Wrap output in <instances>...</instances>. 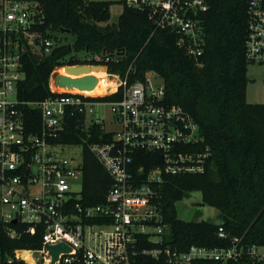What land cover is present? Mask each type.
Returning a JSON list of instances; mask_svg holds the SVG:
<instances>
[{
	"label": "built area",
	"instance_id": "built-area-1",
	"mask_svg": "<svg viewBox=\"0 0 264 264\" xmlns=\"http://www.w3.org/2000/svg\"><path fill=\"white\" fill-rule=\"evenodd\" d=\"M121 1L146 12L155 30L174 33L177 46L189 57L197 61L202 55L205 0ZM246 16L245 59L250 65H264V0H248ZM43 24L37 1L0 0V222L19 224L30 235L39 233L42 243L36 251H15V257L26 264H50L47 246L64 244L69 252L60 253L54 264H226L243 255L264 261L260 248H245L236 239L230 247L190 246L184 252L166 244L168 230L159 206L163 177L202 172L209 153L197 150L203 139L196 122L182 108L163 104L164 86L158 75L154 74L157 83L146 74L144 81L128 84L127 79L108 74L107 66L117 63L118 57L104 51L97 58L99 64L84 66H101L104 78L112 83L104 95L121 89L119 100L92 101L88 99L104 95L55 85V76H63L60 71L68 66L51 73L53 96L41 101L19 99L23 55L45 56L55 46L42 32ZM99 106L110 107L118 132L105 129ZM75 114L84 115L86 133L93 125H102L112 135L89 146L112 181L101 205L84 206L79 203L80 191L69 189L79 181L81 190V157L78 162L57 153L70 147L55 141L65 119ZM141 151L160 154L162 164L148 170L135 168L133 155ZM6 232L10 238L19 235L10 227ZM218 233L225 238L222 228ZM23 252L31 262L22 259ZM32 253L39 256L37 261Z\"/></svg>",
	"mask_w": 264,
	"mask_h": 264
},
{
	"label": "trees",
	"instance_id": "trees-1",
	"mask_svg": "<svg viewBox=\"0 0 264 264\" xmlns=\"http://www.w3.org/2000/svg\"><path fill=\"white\" fill-rule=\"evenodd\" d=\"M33 1L42 6V32L55 46L45 56L32 52L23 55L19 99L41 101L53 96L50 75L55 68L99 64L97 58L104 51L118 57L117 63L107 66L108 74L127 79L128 84L144 81L148 73L158 75L164 86L163 104L182 108L196 122L203 139L197 150L209 153L202 172L163 177L159 206L168 230L166 244L184 252L190 246L226 248L236 239L245 248H264V104L246 101L250 66L245 59L248 0H205L208 10L201 17L204 45L197 61L177 46L174 33L155 30L146 12L128 7L123 1L117 23L111 25L107 24L110 1ZM56 34L71 35L73 43L67 44ZM87 57L92 60L87 62ZM88 73L93 74L92 70ZM94 74L108 83L101 77L102 68ZM110 93L88 100L110 102L121 97V89ZM83 124V114L67 117L55 142L80 147L79 203L101 205L112 181L89 146L106 142L112 135L104 132L102 125H93L86 133ZM161 164L158 153L141 151L133 155L135 168L148 170ZM196 192L201 195L202 206L218 211L220 223L178 218L176 204ZM7 227L19 235L10 238ZM219 228L225 238L219 237ZM25 230L19 224L6 226L0 222V264H26L15 257V251L41 248V235H30ZM226 264L264 261L243 255Z\"/></svg>",
	"mask_w": 264,
	"mask_h": 264
},
{
	"label": "rangeland",
	"instance_id": "rangeland-1",
	"mask_svg": "<svg viewBox=\"0 0 264 264\" xmlns=\"http://www.w3.org/2000/svg\"><path fill=\"white\" fill-rule=\"evenodd\" d=\"M94 1H110L112 5L110 6V19L107 24H116L117 19L121 13L122 6L121 0H94ZM101 25H105L102 23ZM61 40H66L67 44L73 43V37L69 34H56ZM60 74V73H59ZM61 75V74H60ZM147 76L151 79L152 82L157 83L159 79L154 77V73H148ZM247 76L249 82L247 84V90L252 96V93L256 98H263L264 100V65H250L248 66ZM105 79V78H104ZM108 80H113L109 77ZM100 95H104V92ZM258 102V101H257ZM253 103V102H248ZM256 103V102H254ZM98 117L104 119V127L107 131H119V126L113 124L112 118L113 114L110 107L99 106L97 107ZM57 153H60L61 156L66 157L71 160L80 161V149L76 146L65 147L61 150H57ZM69 189L75 193L80 191L79 181H75L70 185ZM177 216L180 220L183 221H207L210 223L218 224L220 223V216L217 210L208 206L201 205V195L199 193H192L189 196L185 197L182 201L176 204ZM260 251L264 253V248H260ZM32 257L37 261L39 256L35 253H32Z\"/></svg>",
	"mask_w": 264,
	"mask_h": 264
},
{
	"label": "water",
	"instance_id": "water-1",
	"mask_svg": "<svg viewBox=\"0 0 264 264\" xmlns=\"http://www.w3.org/2000/svg\"><path fill=\"white\" fill-rule=\"evenodd\" d=\"M99 68H102L101 66H68L65 68L66 73L74 76H79L80 74H84L83 77H78L74 79H70L66 76H55L54 81L55 85L61 88H65L68 90L71 89H91L95 86L97 80L95 77L88 75L89 71H94ZM103 69V68H102ZM12 223H16L15 220L12 221ZM47 250L49 252V255L51 257L50 264H54V262L57 260L58 255L61 253L63 255H66L69 252V248L66 247L64 244L59 245H53V246H47Z\"/></svg>",
	"mask_w": 264,
	"mask_h": 264
},
{
	"label": "bare ground",
	"instance_id": "bare-ground-1",
	"mask_svg": "<svg viewBox=\"0 0 264 264\" xmlns=\"http://www.w3.org/2000/svg\"><path fill=\"white\" fill-rule=\"evenodd\" d=\"M101 71V68L97 69V70H94L92 71L93 74H90L88 73V75L90 76H93V77H96V79H98V81L96 82L95 86L91 89H71L72 91L74 92H79V93H82V94H85V95H91V96H95V95H100L102 94L103 92L105 93L107 87L111 86L112 83H105L103 82L102 78L98 77V75H95L94 73L95 72H100ZM60 74L63 75V76H66L70 79H74L76 77H83L84 74H80L79 76H74V75H70V74H64L63 71L61 70L60 71ZM104 78V76H101ZM22 259H24L25 261H28V262H31V257L28 253H20Z\"/></svg>",
	"mask_w": 264,
	"mask_h": 264
},
{
	"label": "crops",
	"instance_id": "crops-1",
	"mask_svg": "<svg viewBox=\"0 0 264 264\" xmlns=\"http://www.w3.org/2000/svg\"><path fill=\"white\" fill-rule=\"evenodd\" d=\"M248 78V76H247ZM249 80V79H248ZM256 97H259V96H255L254 93H252V96L249 94L247 88H246V101L247 102H253V103H250V104H264V100L263 98H256ZM258 101V102H257ZM256 102V103H254Z\"/></svg>",
	"mask_w": 264,
	"mask_h": 264
}]
</instances>
